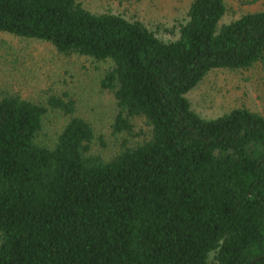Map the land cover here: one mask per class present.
I'll list each match as a JSON object with an SVG mask.
<instances>
[{"label": "trees", "instance_id": "obj_1", "mask_svg": "<svg viewBox=\"0 0 264 264\" xmlns=\"http://www.w3.org/2000/svg\"><path fill=\"white\" fill-rule=\"evenodd\" d=\"M225 13L191 0L164 40L80 0H0L1 34L104 64L123 135L105 156L65 91L0 90V264H264V114L206 118L187 97L212 70L264 64V9Z\"/></svg>", "mask_w": 264, "mask_h": 264}, {"label": "rangeland", "instance_id": "obj_2", "mask_svg": "<svg viewBox=\"0 0 264 264\" xmlns=\"http://www.w3.org/2000/svg\"><path fill=\"white\" fill-rule=\"evenodd\" d=\"M93 12H113L137 19L155 31L161 39H175L177 26L185 18L191 0H80ZM222 22L242 14L264 9V0H224ZM103 63L76 55L58 54L48 43L27 41L0 33V90L19 91L35 100L45 98L44 91H65L76 102L77 112L86 117L106 141L94 150L112 154L123 135H111L114 113L112 96L99 84ZM187 97L194 110L206 118L216 117L231 108L245 106L264 114V64L246 71L215 69L192 89ZM46 120L60 124L63 115L51 112ZM137 129L144 127L140 120ZM145 129V128H143Z\"/></svg>", "mask_w": 264, "mask_h": 264}]
</instances>
